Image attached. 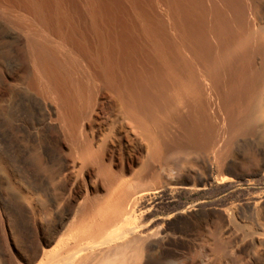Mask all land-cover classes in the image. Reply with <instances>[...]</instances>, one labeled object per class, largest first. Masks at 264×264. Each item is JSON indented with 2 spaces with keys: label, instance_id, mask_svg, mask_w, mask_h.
<instances>
[{
  "label": "bare ground",
  "instance_id": "6f19581e",
  "mask_svg": "<svg viewBox=\"0 0 264 264\" xmlns=\"http://www.w3.org/2000/svg\"><path fill=\"white\" fill-rule=\"evenodd\" d=\"M257 10V0H0V151L6 149L2 140L20 129L19 118L36 111L35 92L51 130L47 137L58 136L60 128L71 138L73 153L81 155L75 170L85 174L94 163L105 182L96 188L105 196L94 223L48 263L65 264L93 243H112L117 227L128 220L129 206L136 204V188L113 174L106 164L108 144L95 149L90 139L95 133L84 122H95L103 90L113 91L138 132L153 138L159 158L210 150L224 135L233 142L237 134L256 129L254 112L263 108L264 78V33L255 26ZM19 33L26 37L22 53ZM180 95L186 112L177 109ZM173 124L179 129L171 131ZM119 129L117 138H124L128 129L123 124ZM64 170L62 165L59 176ZM84 183L91 208L95 188ZM49 194L52 198L33 210L54 234L62 221L56 208L65 204L64 189ZM0 220L5 228V217ZM128 241L107 246V254L124 255ZM108 255L98 260L97 254V261L88 263L109 264L106 259L113 256Z\"/></svg>",
  "mask_w": 264,
  "mask_h": 264
},
{
  "label": "rangeland",
  "instance_id": "374dc122",
  "mask_svg": "<svg viewBox=\"0 0 264 264\" xmlns=\"http://www.w3.org/2000/svg\"><path fill=\"white\" fill-rule=\"evenodd\" d=\"M257 2L255 26L264 33V0ZM17 42L22 53L26 45L23 33H19ZM256 62L260 63L261 58ZM263 82L264 78L260 98L263 108L254 112V131L237 134L233 142L224 135L210 150L175 152L169 159L154 156L153 138L138 132L113 91L103 90L95 124L84 122L88 132L95 133L96 138H90L95 149L104 142L108 144L106 164L113 174L127 180L133 190L136 188V204L129 206L125 220L128 224L117 227L112 243H93V247L65 264L77 259L76 264L97 261V254L96 258L102 259L110 253L108 247L128 240L124 255L111 252L108 256L113 257H105L109 264L111 260V264H124L123 259L125 264H264ZM185 91L182 94L188 96L189 91ZM33 95L36 111L20 117V129L2 140L6 149L0 151V215L5 217L6 225L4 228L0 220V264H51L67 241L72 242L73 237L94 223V213L105 196V190L96 189L105 185L98 165L90 164L87 173H79L74 163L81 155L73 153L71 138L60 128L58 136L47 137L51 130L45 126L44 110L39 106L42 98L35 92ZM177 109L186 112L184 96L180 95ZM120 124L128 129L121 134L124 138H117ZM173 125L171 131L179 129ZM166 139L174 140L159 138ZM62 165L65 170L59 176ZM142 174L148 177L140 181ZM84 180L95 188L91 208L83 190ZM56 187L64 189L65 204L57 206L62 221L57 231L50 234L33 207L40 208L52 198L49 191ZM82 256L84 261L79 260Z\"/></svg>",
  "mask_w": 264,
  "mask_h": 264
}]
</instances>
